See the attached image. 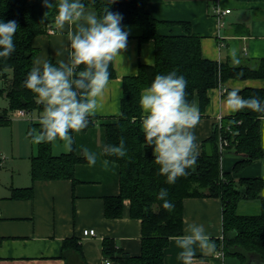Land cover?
I'll return each mask as SVG.
<instances>
[{"label": "trees", "instance_id": "1", "mask_svg": "<svg viewBox=\"0 0 264 264\" xmlns=\"http://www.w3.org/2000/svg\"><path fill=\"white\" fill-rule=\"evenodd\" d=\"M151 1L160 0H82L85 5L101 13L109 11L122 14V25L129 31L128 38L139 41L154 40L155 64H140L136 76L123 78V97L121 114L116 122L106 125V144L118 145L120 138L125 140L127 155L123 158L105 156L120 166V194L105 199V215L109 219L121 218L124 202L130 201V216L141 220V254L130 256L111 238L102 241V254L105 258L119 264H165V252L171 239L183 235L184 201L187 198H219L223 206V238L216 240L218 249L225 255H237L248 264L247 254L256 255L264 264V178L238 177L242 170L264 158L262 122L264 114L243 110L223 118L212 135L204 140L202 153L194 168L179 178L175 184L166 183V178L158 174L159 166L154 162L153 149L145 145L141 131L142 110L139 105L142 90L150 85L157 74L177 70L188 81L187 101L199 100L200 111L204 112L210 103L209 90L221 87L225 82L234 80H264V58L255 62L240 63L233 66L226 59L218 62L203 57L202 36L193 34L187 22H169L156 19L146 10ZM242 2H264V0H237ZM56 9H48L42 0H0V21L15 20L18 31L14 37L15 52L6 61L0 58V76L12 77L0 89L5 94L8 107L0 114V125L10 124L9 114L16 110L27 113H41L42 105L36 96L23 87V81L33 66L37 54L35 38L54 28ZM180 24L185 27V35H162L159 28L164 25ZM53 64L57 62L49 59ZM110 79H116L114 64L109 67ZM229 90L224 92V97ZM245 97L257 96L264 101V88L246 87L240 90ZM95 126L89 118L88 127ZM39 128L32 121L30 128ZM227 146L221 149V142ZM225 150L233 151L239 160L233 172L225 173L222 159ZM87 163L74 150L54 155L51 144H40L38 153L31 157L32 181L75 180V167ZM235 176H233V175ZM161 188L168 190V199L174 205L172 211L163 208V201L157 199ZM33 186L12 188V199H31ZM243 201H259L260 213L242 215L239 206ZM62 257L69 264L74 258L87 264L79 239L68 238L63 243Z\"/></svg>", "mask_w": 264, "mask_h": 264}, {"label": "crops", "instance_id": "2", "mask_svg": "<svg viewBox=\"0 0 264 264\" xmlns=\"http://www.w3.org/2000/svg\"><path fill=\"white\" fill-rule=\"evenodd\" d=\"M222 13L218 15L216 10ZM93 10V9H92ZM147 12L156 19L169 22H187L193 34L202 36L201 48L205 59L213 61H231L229 50L236 48L240 63L255 62L264 58V2H242L237 0H160L151 1L146 6ZM230 10L229 13H223ZM162 35H185L183 25H164L159 28ZM37 54L34 61L54 59L56 62L67 57V29L64 33L55 29L54 33H45L35 38ZM34 64V62H33ZM116 79H110L101 106L94 116L95 126L80 133H73L72 150L79 157L81 148L87 147L98 154L95 166L80 163L75 167V180L32 181L31 157L38 153L36 144H29L30 151L16 146L15 137L11 142L12 157L9 172L0 170V264H68L62 257L63 243L76 237L82 245L87 264H104L102 241L111 238L130 256L141 254L142 223L130 216V201L125 200L124 214L121 218L109 219L105 215V199L120 194V166L100 155L106 144V125L116 122L121 114L123 97V78L136 76L140 64H155L154 40L141 42L137 38H128L127 51L122 60L114 63ZM12 77L7 71V78L0 76V89ZM246 87L264 88V80H234L225 82L221 87L209 90L210 103L204 112L200 111V123L195 128V135L202 153L203 142L209 138L220 119L235 115L224 105L223 90L244 89ZM6 97L5 94L1 95ZM195 104L199 106L196 98ZM8 105V103H7ZM6 109V108H5ZM200 109V106H199ZM41 113H32V121L38 123ZM35 115V117H34ZM12 116V118H11ZM9 114L11 122L18 123V128L28 118H18ZM30 124V123H29ZM28 124V126H29ZM264 121L262 122V128ZM264 146V131L262 129ZM30 140V138H29ZM31 141V140H30ZM0 147V153L3 151ZM54 155L69 153L62 142L52 143ZM6 156V155H5ZM7 157V156H6ZM18 159L25 161L19 162ZM107 159L109 165L104 167ZM239 157L225 150L222 168L225 173H232ZM6 163V162H5ZM22 164V165H21ZM1 167L4 164H0ZM23 166V167H22ZM233 175V174H232ZM235 176V175H233ZM238 177L264 178V158L245 167ZM33 186L31 199H12V188ZM264 195V191H263ZM248 212H260V204L251 206L242 202ZM248 215V214H247ZM202 224L215 241L223 238V206L219 198H187L184 201V229L190 224ZM85 230H95L96 236H85ZM183 234H185L183 232ZM175 239H171L165 252V264H180L177 260L179 249ZM111 264H119L111 261ZM248 264H263L254 254H247ZM69 264H83L72 259ZM194 264H243L237 255H225L221 249L209 253L198 250Z\"/></svg>", "mask_w": 264, "mask_h": 264}, {"label": "clouds", "instance_id": "3", "mask_svg": "<svg viewBox=\"0 0 264 264\" xmlns=\"http://www.w3.org/2000/svg\"><path fill=\"white\" fill-rule=\"evenodd\" d=\"M42 2L48 9H56L54 28L61 33L67 29V57L56 64L37 58L23 81L22 86L42 105L39 128H30L26 139L36 145L62 142L64 149L71 152L73 133L86 129L89 118L101 106L110 83L109 67L117 59L122 60L129 31L121 23L122 14L109 11L108 7L98 13L82 0ZM108 2L112 4L115 0ZM18 27L15 20L0 21V58L5 61L16 50L14 37ZM229 55L232 65L239 66L238 50L231 48ZM187 85L186 78L172 70L157 74L140 94L145 145L152 147L158 174L169 185L187 175L199 156L195 128L201 120L200 109L187 101ZM223 103L231 113L247 109L264 114V101L257 96L245 98L238 89L228 91ZM81 154L89 166H95L96 152L82 146ZM100 155L125 157L124 138H120L118 145H103ZM103 165L107 168L109 161L105 159ZM168 195V190L161 188L157 199L163 201L165 210L172 211L174 205ZM184 233L175 239L180 264H194L198 250L215 252L216 243L202 224L190 223Z\"/></svg>", "mask_w": 264, "mask_h": 264}, {"label": "rangeland", "instance_id": "4", "mask_svg": "<svg viewBox=\"0 0 264 264\" xmlns=\"http://www.w3.org/2000/svg\"><path fill=\"white\" fill-rule=\"evenodd\" d=\"M8 103V99L6 97H2L0 95V114L1 112L8 107L7 105ZM35 114H38V112H34ZM29 120L26 121L28 122L27 123V127H28V124L30 122H32V117L29 116ZM35 117V115H34ZM12 118V116H11ZM15 118V117H14ZM18 126V123H10V124H2L0 125V147H4V148H1V150L3 151L2 153H4L7 157L6 159L10 160L11 157H12V152H11V142L12 140H14V137H15V144L16 146H18V148H20L21 150H26V153H28L30 151V148H29V144H31V141L29 139H26V134H27V131H26V125H25V122L21 125L20 128L17 127ZM263 131H264V126H263ZM28 151V152H27ZM18 161L21 163V162H25V161H22L20 159H18ZM6 162V163H5ZM4 162V165L1 167L0 165V170H3V172H9L7 171L9 169V161H5ZM22 165V164H21ZM23 167V166H22ZM244 202H248V204H251V206L255 203H259V201H244ZM241 211H243V214L246 213V215H255V214H259L257 211H254V212H248V208L247 210H245V207H242Z\"/></svg>", "mask_w": 264, "mask_h": 264}, {"label": "built area", "instance_id": "5", "mask_svg": "<svg viewBox=\"0 0 264 264\" xmlns=\"http://www.w3.org/2000/svg\"><path fill=\"white\" fill-rule=\"evenodd\" d=\"M218 15H221V11L219 9L216 10ZM230 10H225L223 13H229ZM55 29L49 28L48 32L49 33H54ZM223 92H226V90H223ZM13 116L18 117V118H28L30 116L29 113H27L25 110H16L13 112ZM222 119H220L219 125L221 124ZM227 146V143L225 141L221 142V149L224 150V148ZM6 161V156L0 153V164H4ZM85 236H96V231L95 230H85L84 232ZM104 264H111L109 259H105Z\"/></svg>", "mask_w": 264, "mask_h": 264}]
</instances>
